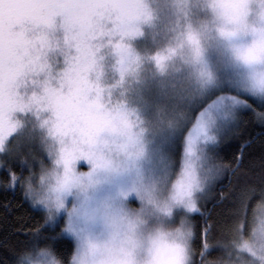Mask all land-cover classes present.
Instances as JSON below:
<instances>
[{
    "label": "snow or ice",
    "instance_id": "1",
    "mask_svg": "<svg viewBox=\"0 0 264 264\" xmlns=\"http://www.w3.org/2000/svg\"><path fill=\"white\" fill-rule=\"evenodd\" d=\"M154 19L150 0H0L2 183L6 189L18 186L31 211L42 212L30 199L32 183L42 167L54 164L61 171L52 188L55 195L45 202L50 199L49 207L59 212L74 189L94 185L104 173L106 181L116 183V192L84 213L86 224L100 226L88 238L93 264H133L137 242L122 236L112 209L127 196L125 177L139 184L138 191L146 188L147 164V179L161 178L165 187L171 182L168 198L175 207H160L157 219L183 224L187 212L190 223L187 232L177 229L171 241H152L151 264H264V152L258 163H245L246 149L254 143L253 137L245 138L249 117L264 126V96L252 91L256 83L264 88V74L258 82L236 69L217 74L203 47L205 39L213 38V27L230 39L251 37L244 58L249 65H264V0H178L167 47L138 51L133 42ZM102 50L114 57L120 76L113 85L100 81ZM177 54L191 67L192 86L181 108L158 109L156 119H146L114 92L129 70L145 63L165 89ZM232 140L240 141L239 147L225 157L221 149ZM79 162L87 171L78 174ZM224 179L234 190L227 238L214 241L209 218L214 207L229 199V193L216 191ZM256 196L260 202L251 209ZM2 206L0 247L15 259L0 257V264H17L22 253L42 243L68 264L74 246L65 255L54 242L81 238L86 228L79 214L74 220L69 212L71 235H66L63 215L53 222L43 215L29 225L26 216L9 218L10 200ZM13 238L18 248L10 246ZM216 250L220 255L210 259Z\"/></svg>",
    "mask_w": 264,
    "mask_h": 264
},
{
    "label": "clouds",
    "instance_id": "2",
    "mask_svg": "<svg viewBox=\"0 0 264 264\" xmlns=\"http://www.w3.org/2000/svg\"><path fill=\"white\" fill-rule=\"evenodd\" d=\"M150 3L155 19L152 26H144V33L152 41V47L148 50L155 52L163 50L169 44L167 37L172 35L170 29L176 20L178 0H150ZM212 36V39H205L203 42L204 56L217 74L227 67L229 71L236 69L248 74L251 77L250 82L259 81L261 74H264V65H249L244 58V52L251 43V37L230 39L220 35L216 27L212 29ZM138 51L141 50L138 49ZM184 55H187V49L184 50ZM170 72L168 85L163 90L160 88L158 78L154 76V68L150 64L145 63L139 69L133 68L126 73L130 105L139 109L146 119H156L158 109L168 112L174 107L181 108L182 98L189 93L192 86L189 76L191 67L183 62L180 54L173 58ZM252 91L257 96H264V88L259 83H256V87ZM148 167L149 165L144 164L146 188L138 191L139 184H132L131 178L125 177L123 183L128 184L127 196L117 202L112 209L118 216V225L122 236L131 237L137 242V247L133 250V264H151L149 249L152 246V241H171L175 237L177 229H182L185 232L190 229L187 212H185L183 224L179 221L169 224L167 217L157 219V210L160 207L165 205L175 207L168 198L171 182H168L165 187L161 178L147 179ZM60 171L61 169L51 163L42 167L38 177L32 183L30 199L37 208L41 209L45 219L49 222H53L55 218L63 215L66 235H71L67 232L66 227L69 212L73 213L74 220L78 218L79 214L80 223L85 226L86 230L79 240L73 237L74 248L68 264H93L88 238L98 232L100 226L86 224L84 213L86 210L91 212L93 209L99 208L102 202L114 195L116 183L106 181L104 173L101 172L98 182L94 185L74 189V194L65 200V207L57 212L55 208L49 207L51 200L49 199L46 203L45 197L55 195L52 188L56 186ZM80 171L77 169L78 174ZM131 199H135L136 203H130ZM130 224L132 225L131 230H129ZM17 264H65V262L51 246L40 245L22 253L17 258Z\"/></svg>",
    "mask_w": 264,
    "mask_h": 264
},
{
    "label": "trees",
    "instance_id": "3",
    "mask_svg": "<svg viewBox=\"0 0 264 264\" xmlns=\"http://www.w3.org/2000/svg\"><path fill=\"white\" fill-rule=\"evenodd\" d=\"M134 46L143 51L144 49H148L152 47V41H150L149 36L147 34H144L141 38L137 39L133 42ZM100 64V81L102 84L105 85H113L115 82L120 79L119 73L115 69L114 65V57L111 54H108L106 50H102L101 52V58L99 60ZM226 74V72H225ZM114 92L117 94L122 93L124 98L127 100V102L130 104V101L128 99L130 92L128 88V76L125 75L124 79L121 81L120 84L116 85L113 89ZM253 137L254 143L249 146L248 149H246V152L249 155L245 156V163H248L250 160H256L258 163V158L261 154V152H264V146L260 144V138L264 136V126H261L259 123H254L253 120L249 118V122L247 125H245V138L247 137ZM240 141L238 140H232L226 145H224L221 149L222 154L225 155V157H230L234 155L239 147ZM38 151V149H37ZM82 168L81 171H84L87 169L85 162H79L78 165ZM17 169H19V165H16ZM5 173L3 170H0V182H1V189H0V212L4 211L3 209V201L4 200H10L11 205L13 207V211L9 213V218L11 219L13 215L16 216H26L28 217V223L29 225L33 223L35 220H41L43 213L37 210L36 213H33L30 209V205L27 201H24L22 199V189H20L18 186L13 188H5L2 180L5 177ZM235 183V181H234ZM223 185V187L219 188V186ZM217 192L223 191L225 193H229V199H227L223 204L217 205L213 208L212 216L209 218V223L213 226L211 235L213 236V240H223L226 239V234L224 232V229L226 227V224L229 220L227 209L231 207V200L234 190L230 188L228 180L224 179L217 185ZM260 201V197L256 196L251 203V209H254L256 204H258ZM20 204V207H16L15 205ZM208 207H212L211 204L208 205ZM251 214V210H250ZM199 219V217H197ZM14 224L18 226L17 221H13ZM4 234V228L0 226V237H2ZM16 236L19 238V240H23L24 236L21 233H17ZM43 245V243H42ZM11 247H19L17 240L15 238L12 239ZM73 247V243L68 238H59L57 242H54V248L57 252H61L63 254H67ZM220 255V252L218 250L213 251L210 255V259H215ZM0 257H6L10 261L14 260L15 257L12 255L11 251H9L6 248L0 247ZM198 258V257H197Z\"/></svg>",
    "mask_w": 264,
    "mask_h": 264
},
{
    "label": "rangeland",
    "instance_id": "4",
    "mask_svg": "<svg viewBox=\"0 0 264 264\" xmlns=\"http://www.w3.org/2000/svg\"><path fill=\"white\" fill-rule=\"evenodd\" d=\"M223 72L225 73L226 72V74L229 72V70H228V68L227 67H225L224 69H223ZM251 120H253L251 117H249ZM253 122L254 123H256L257 124V122H255L254 120H253ZM78 168H80V170H82V168L81 167H79L78 166ZM87 170V169H86ZM86 170H84V171H86ZM9 188H11V187H9ZM0 189H1V182H0ZM260 202V201H259ZM72 243H73V246H74V242L72 241ZM199 258V257H198ZM197 258V259H198Z\"/></svg>",
    "mask_w": 264,
    "mask_h": 264
},
{
    "label": "water",
    "instance_id": "5",
    "mask_svg": "<svg viewBox=\"0 0 264 264\" xmlns=\"http://www.w3.org/2000/svg\"><path fill=\"white\" fill-rule=\"evenodd\" d=\"M223 187V185L219 186V188Z\"/></svg>",
    "mask_w": 264,
    "mask_h": 264
}]
</instances>
